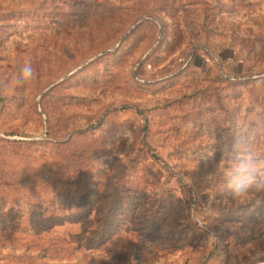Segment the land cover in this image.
I'll return each mask as SVG.
<instances>
[{
    "label": "rangeland",
    "instance_id": "rangeland-1",
    "mask_svg": "<svg viewBox=\"0 0 264 264\" xmlns=\"http://www.w3.org/2000/svg\"><path fill=\"white\" fill-rule=\"evenodd\" d=\"M25 63L34 78L16 86ZM260 74L264 0H0V170L30 179L0 183V198L22 202L16 218L0 212V264L264 263V206L235 208L206 178L230 151L223 117L238 136L264 132ZM135 154L157 155L167 186L135 169L100 242L96 208ZM44 176L65 180L68 203L28 196Z\"/></svg>",
    "mask_w": 264,
    "mask_h": 264
},
{
    "label": "trees",
    "instance_id": "trees-1",
    "mask_svg": "<svg viewBox=\"0 0 264 264\" xmlns=\"http://www.w3.org/2000/svg\"><path fill=\"white\" fill-rule=\"evenodd\" d=\"M174 12H178L177 10H173ZM264 74L257 75L256 80H260L261 83H264V79L261 78ZM182 76V73L178 74L175 78V80L179 79ZM186 76H191L187 74ZM223 78V77H221ZM183 97H187V94H183ZM237 106L240 107L238 104ZM242 108L245 110V112L250 113L252 111L253 105L242 101ZM236 117H223L220 120V123L224 126L221 129V132H226V140L230 142V146L228 147V150L231 149L233 143L238 139H249L251 142L253 141V138H258L260 136H263L264 138V132L263 133H253L251 134L250 131L245 130L247 133H245L243 136L237 135L238 128L235 126ZM244 129V125H243ZM221 132L218 134L221 136ZM262 142V141H259ZM0 143H5V141L0 139ZM264 144V142H262ZM138 154L133 155L129 161L119 167L116 168V172L111 175V183L109 187V192L107 194V201L96 208L97 211V228L95 232V236L97 235V238L100 242H103L105 239V228L107 227L108 223L111 221L113 210L115 207L116 202L120 199L121 194L125 191V183L129 175L135 170L139 169L141 170L146 177V181L152 184H155L160 187L167 186V182L169 180V176L166 175H158L156 173V170L153 171L152 162H156L158 165L159 159H157V155L150 154L149 159H152L153 161L145 160V161H138ZM75 172H78L77 170H74ZM5 174L0 170V183H4L6 185H9L12 189H17L15 187L18 186L20 182L23 181V185H26L27 181H30V179H27V177L23 175H15L11 174L10 178L5 177ZM45 180L40 185H33V191L28 195L30 197H38L41 193L43 194L44 199H53L56 196H60V194H63L60 196L64 201L67 203L69 202V196H68V184L65 182L64 179H59L54 176L49 177H42ZM14 180V181H13ZM19 181V182H17ZM19 190V189H17ZM37 194V195H36ZM185 196L188 198V205L187 209L189 212H195L196 219L198 217L197 213V200L196 197H193L190 195V193H185ZM83 198L86 201L94 202L96 200V197L92 196L89 193H85ZM22 199V198H21ZM18 201V198L16 195H14L11 202H7L6 199L0 198V212L5 211L9 212L13 217H18L19 212L18 210H15L12 206L14 203ZM19 204L22 203L20 200L18 201ZM44 203L43 200L36 201V202H29L26 199L23 200L24 208L27 211H31L32 209H38L39 204ZM193 220V226L195 228V231L197 234L201 237H207L210 240V257L209 259L213 262H221L220 258H223L224 255L220 254V247L215 243V236L212 234H209L208 232V226L206 224V220H203L202 223L198 222V220ZM220 256V257H219ZM264 264V263H260Z\"/></svg>",
    "mask_w": 264,
    "mask_h": 264
},
{
    "label": "clouds",
    "instance_id": "clouds-1",
    "mask_svg": "<svg viewBox=\"0 0 264 264\" xmlns=\"http://www.w3.org/2000/svg\"><path fill=\"white\" fill-rule=\"evenodd\" d=\"M34 75L35 69L25 63L16 76V86L28 84ZM257 118L264 119V113H258ZM222 160L226 163L222 162L206 178L222 187L235 208L248 204L264 206V152L249 139L238 138L230 151L222 153Z\"/></svg>",
    "mask_w": 264,
    "mask_h": 264
}]
</instances>
